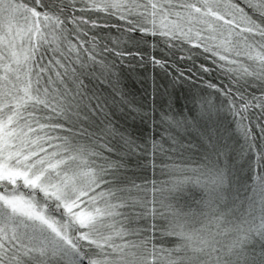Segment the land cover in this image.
Masks as SVG:
<instances>
[{
	"label": "snow or ice",
	"instance_id": "snow-or-ice-1",
	"mask_svg": "<svg viewBox=\"0 0 264 264\" xmlns=\"http://www.w3.org/2000/svg\"><path fill=\"white\" fill-rule=\"evenodd\" d=\"M0 264H264V0H0Z\"/></svg>",
	"mask_w": 264,
	"mask_h": 264
},
{
	"label": "trees",
	"instance_id": "trees-1",
	"mask_svg": "<svg viewBox=\"0 0 264 264\" xmlns=\"http://www.w3.org/2000/svg\"><path fill=\"white\" fill-rule=\"evenodd\" d=\"M117 70L120 71L121 87L124 93H126V99L133 102L135 107L142 108V110L145 111L153 105L156 107L157 111H159L163 103L165 108H168L170 105L173 114L190 116L191 113L189 109L194 108L192 95L199 94L200 87H202V85H199V82H197L196 85L184 83L182 86L180 84L173 86L159 68L153 69L151 66H139L135 60H132L129 66L127 63L123 66H118ZM153 76H155L156 87L162 91L166 86L167 94L162 96L160 92H153ZM124 114L126 115V113ZM116 115L120 116L122 112L117 111ZM126 126L129 132L134 133L138 137L141 133L145 136L148 135L147 120L142 123L139 119L134 120L129 118ZM196 151L197 150H194L192 155L195 159H199L196 155ZM192 166L195 167L196 165L193 164ZM130 169L131 171L128 175L130 178L135 179L137 183H142L144 178L155 180L157 183L173 181L180 178L178 176H170L166 173H161L159 169L153 172L150 168H137L135 157L132 158ZM133 172H135V176L132 175Z\"/></svg>",
	"mask_w": 264,
	"mask_h": 264
}]
</instances>
